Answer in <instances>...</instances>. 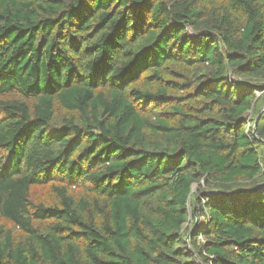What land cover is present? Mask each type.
I'll list each match as a JSON object with an SVG mask.
<instances>
[{
	"label": "trees",
	"instance_id": "trees-1",
	"mask_svg": "<svg viewBox=\"0 0 264 264\" xmlns=\"http://www.w3.org/2000/svg\"><path fill=\"white\" fill-rule=\"evenodd\" d=\"M0 264H264V0H0Z\"/></svg>",
	"mask_w": 264,
	"mask_h": 264
},
{
	"label": "built area",
	"instance_id": "built-area-1",
	"mask_svg": "<svg viewBox=\"0 0 264 264\" xmlns=\"http://www.w3.org/2000/svg\"><path fill=\"white\" fill-rule=\"evenodd\" d=\"M257 94H259V92H257ZM257 94H256V95H257Z\"/></svg>",
	"mask_w": 264,
	"mask_h": 264
},
{
	"label": "rangeland",
	"instance_id": "rangeland-1",
	"mask_svg": "<svg viewBox=\"0 0 264 264\" xmlns=\"http://www.w3.org/2000/svg\"><path fill=\"white\" fill-rule=\"evenodd\" d=\"M194 188H195V186H194Z\"/></svg>",
	"mask_w": 264,
	"mask_h": 264
}]
</instances>
